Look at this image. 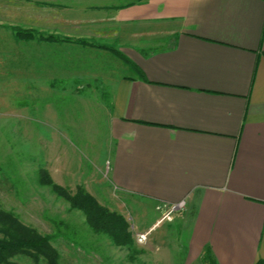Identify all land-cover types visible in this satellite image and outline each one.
<instances>
[{"label": "crops", "instance_id": "crops-1", "mask_svg": "<svg viewBox=\"0 0 264 264\" xmlns=\"http://www.w3.org/2000/svg\"><path fill=\"white\" fill-rule=\"evenodd\" d=\"M30 3L21 18L32 27H14L112 48L135 66L75 42L16 41L29 48L18 81L80 94L87 130L97 127L91 112L102 120L106 175L136 210L135 232L160 216L141 223L145 207L185 201L146 237L145 260L172 264L170 247H182L181 264L264 259V0Z\"/></svg>", "mask_w": 264, "mask_h": 264}, {"label": "rangeland", "instance_id": "rangeland-1", "mask_svg": "<svg viewBox=\"0 0 264 264\" xmlns=\"http://www.w3.org/2000/svg\"><path fill=\"white\" fill-rule=\"evenodd\" d=\"M23 9L31 14L34 8L30 0H0V210L12 213L40 235H55L50 245L58 255V264H150L145 260L142 244L135 242L136 210L130 209L128 201L110 188L103 124L91 112L96 114L97 109H89L97 127L87 130L83 123L87 119V103L79 98L80 94L49 95L41 91L45 87L42 84L32 86L29 81H18L21 76L16 74V59L27 55L29 48L16 42L7 27H32L30 18H21ZM31 66L29 63L27 68ZM87 102L89 105L90 101ZM56 124L64 125L62 133L54 132ZM40 169L69 193L81 188L108 211L124 215L132 243L118 247L107 236L92 233L81 212L69 208L48 187L39 184ZM145 208L147 215L140 219L141 223L161 213V209ZM169 227L164 230L165 239L176 230L175 226ZM151 231L147 237L159 232L150 234ZM182 251V247L175 251L169 248L172 264L185 260ZM8 262L34 264L23 254L11 256Z\"/></svg>", "mask_w": 264, "mask_h": 264}, {"label": "trees", "instance_id": "trees-1", "mask_svg": "<svg viewBox=\"0 0 264 264\" xmlns=\"http://www.w3.org/2000/svg\"><path fill=\"white\" fill-rule=\"evenodd\" d=\"M9 30L15 41L75 42L83 46L106 49L127 67L135 69V66L128 59L112 48L93 45L84 40L71 41L52 35H42L33 30L20 29L14 26L9 27ZM38 182L40 185L48 187L55 196L64 200L69 208L81 212L85 224L92 233L107 236L114 246H128L132 243V237L124 218L99 205L83 189L76 188L75 192L71 194L65 188L54 184L48 173L42 169L38 171ZM54 236L40 235L19 222L12 213L0 210V264H11L8 259L16 254L29 257L34 264L39 261L44 264H58V255L50 245ZM203 263L213 264L208 255L204 257ZM255 264H264V259Z\"/></svg>", "mask_w": 264, "mask_h": 264}, {"label": "built area", "instance_id": "built-area-1", "mask_svg": "<svg viewBox=\"0 0 264 264\" xmlns=\"http://www.w3.org/2000/svg\"><path fill=\"white\" fill-rule=\"evenodd\" d=\"M184 208H185V201L184 200L178 201L176 203H171V204H163L160 207V209H161L160 216L157 219V221L152 225V227L149 228L147 231L140 232V233H134L135 234V242L138 245L143 244L146 240V237H147L146 235L148 234L149 231L156 228L161 223L171 222L173 215L177 212L182 211Z\"/></svg>", "mask_w": 264, "mask_h": 264}]
</instances>
